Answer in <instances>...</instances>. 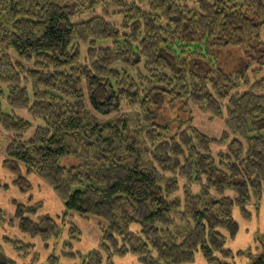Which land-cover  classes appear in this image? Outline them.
I'll return each instance as SVG.
<instances>
[{
  "label": "trees",
  "instance_id": "obj_1",
  "mask_svg": "<svg viewBox=\"0 0 264 264\" xmlns=\"http://www.w3.org/2000/svg\"><path fill=\"white\" fill-rule=\"evenodd\" d=\"M230 51L243 65L226 73ZM167 104L187 120L158 121ZM190 106L223 120L220 137L193 126ZM0 129L15 188L28 195L35 176L63 208L17 205L18 231L64 235L62 258L264 264V234L232 248L235 216L251 221L264 201V0H0ZM75 215L100 235L85 258L71 252Z\"/></svg>",
  "mask_w": 264,
  "mask_h": 264
},
{
  "label": "rangeland",
  "instance_id": "obj_2",
  "mask_svg": "<svg viewBox=\"0 0 264 264\" xmlns=\"http://www.w3.org/2000/svg\"><path fill=\"white\" fill-rule=\"evenodd\" d=\"M242 62L243 61L240 51H230L228 53L222 54V56H219V63L226 73L239 70L243 65ZM189 109V115H191V118L193 120V126H195L206 135L215 138L220 137V135L224 131L223 120L215 119L210 117L209 115L203 114L194 106H190ZM136 112V110L132 111L124 108L122 114L135 116L133 114H136ZM18 114L25 119H28L25 113L19 112ZM187 117L188 113H183L180 110L179 105L170 106L167 104L159 112L158 121H162L172 125L173 123H177V119L187 120ZM36 126V123L32 122L33 128L31 132L25 135V139L31 136ZM9 140L10 136L0 129V188L2 186L5 187L3 188V194L0 193L2 197L0 198V208L4 212V214H2V212L0 211V218L3 217V220L8 221V224H11L9 233L5 234L4 236L3 234L0 235V238L4 237L2 239L3 242H1L0 239V246H3L4 248H0V264H50L48 258L51 256L54 258H59V264H80V259L78 258L65 259L61 257L62 242L66 240V237L64 235H62L57 242H47L46 245L40 239L30 240L29 238L24 237L26 238V242L24 243L25 245H31L26 244L28 241L34 242L32 245H34V252L35 254H37L36 260H33L34 256H32V253L26 256L21 255L14 249V246L10 243L13 241H17V239L15 238H11L10 236L7 237V235H13V232H11V230L14 226L18 230V222L14 217L17 205H40L39 211L36 216L41 217L43 215H48L52 218H56L57 216H59L62 213L63 208L60 200L56 197L53 190L35 176L30 177L32 190L28 195L21 194L19 190L15 188V186L13 185L14 177L2 167L5 148ZM79 163V159L73 156H66L59 159V165L65 168L75 167ZM180 185H182V181H180ZM15 196H19V198L17 197V199L12 202L13 204H10L9 199L13 200ZM239 220L242 225L236 241H234L232 244V248L235 249L240 247L246 248L252 242L254 243V238L258 234H264V223H261V220L264 221V201L260 203L259 212L255 216V219H253V221L251 220L247 222L240 218ZM5 221H3V223H7ZM70 221H73L82 233L81 242L79 244L74 243V248H72L73 250H71V252H78L79 254H81L82 258H85V256H87L93 249L96 248L100 240L96 221L93 219L89 221L83 220L77 215L73 216V219L70 218ZM19 234L21 233L19 232ZM7 247H9L15 255L7 253ZM115 264L139 263L133 257H127L123 260H115ZM239 264L243 263L240 262Z\"/></svg>",
  "mask_w": 264,
  "mask_h": 264
},
{
  "label": "crops",
  "instance_id": "obj_3",
  "mask_svg": "<svg viewBox=\"0 0 264 264\" xmlns=\"http://www.w3.org/2000/svg\"><path fill=\"white\" fill-rule=\"evenodd\" d=\"M3 188H5V187H1L0 188V193H2L3 194ZM22 194V193H21ZM17 197L19 198V196H15V198L13 199V200H10L9 198V202H10V204H13L12 202H14V200H16L17 199ZM0 198H2L1 197V195H0ZM0 211L2 212V214H4V212L1 210V208H0ZM0 212V213H1ZM0 217H1V214H0ZM235 219H236V221H237V223H238V225L241 227V222H240V220H239V218H236V216H235ZM253 219H255V218H253ZM253 219H252V221H253ZM3 221H5V220H3V217L2 218H0V235L1 234H3V236L5 235V234H7V233H9V231H10V226H11V224H8V221H5V222H7V223H3ZM261 223H264V221H262L261 220ZM262 225V224H261ZM11 232H13V235L11 236V235H7V237L8 236H10L11 238H15V239H17V241H22L23 243H25L26 242V238H24L25 236H23V235H21V234H19V232H18V230H17V228L14 226L13 227V229L11 230ZM23 236V237H22ZM6 237V236H5ZM4 238V237H3ZM3 238H0L1 239V242H3L2 241V239ZM34 242H32V241H28L26 244H33ZM1 244V243H0ZM6 247V246H5ZM0 248H3V246H0ZM4 249V248H3ZM6 251H7V253H9V254H11V255H15L14 254V252L9 248V247H7V249H6Z\"/></svg>",
  "mask_w": 264,
  "mask_h": 264
}]
</instances>
